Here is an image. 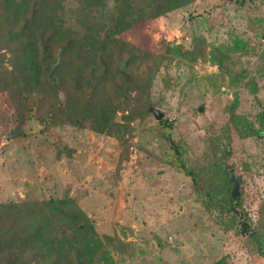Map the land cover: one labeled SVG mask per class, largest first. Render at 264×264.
Returning a JSON list of instances; mask_svg holds the SVG:
<instances>
[{"label": "rangeland", "instance_id": "374dc122", "mask_svg": "<svg viewBox=\"0 0 264 264\" xmlns=\"http://www.w3.org/2000/svg\"><path fill=\"white\" fill-rule=\"evenodd\" d=\"M234 1H197L205 24L196 28L206 36V58L191 66L175 60L161 70L153 88L159 103L153 107L163 114L130 123L129 158L122 156L118 139L89 127L43 126L34 117L22 124L15 120L23 115L20 104L0 98V202L75 197L117 264H264L252 236L225 233L203 209L190 174L180 166L184 161L194 168L212 158L226 104L248 77L264 72V0H246L243 7ZM65 2L70 8L78 5V0ZM192 18L189 10L177 9L119 37L132 43L133 51L160 53L165 42L190 47ZM212 44L228 46L234 53L228 67L246 77L231 81L233 76L220 75L209 57ZM166 76L172 80L169 87L162 81ZM257 90L242 88L241 93L257 95L264 104V91ZM239 147L232 158L241 173L247 163L252 169L261 165L264 138L248 137ZM260 171L264 177V168ZM253 176L245 185L247 223L264 239L261 177L254 181Z\"/></svg>", "mask_w": 264, "mask_h": 264}, {"label": "trees", "instance_id": "16d2710c", "mask_svg": "<svg viewBox=\"0 0 264 264\" xmlns=\"http://www.w3.org/2000/svg\"><path fill=\"white\" fill-rule=\"evenodd\" d=\"M65 1L0 0V98L20 104L23 115L16 114L15 120L22 124L26 117H34L43 126L89 127L118 139L122 156L129 158L126 134L132 136L134 130L130 123L145 122L153 114L150 107L159 103L153 99V88L161 70L175 60L191 66L206 58L207 39L196 28L205 24L200 19L203 13L196 12L198 0H78L74 8ZM245 1H237L238 7ZM177 9L189 10L196 20L190 47L165 42L160 53L133 51L132 43L120 39L121 32ZM70 16H76L75 20ZM209 54L220 75L233 76L231 81L246 77L228 67L227 60L234 56L228 46L212 44ZM166 77L162 81L169 87L172 80ZM248 87L264 91V72L248 77L226 104L227 117L215 136L212 158L194 168L184 161L180 166L190 174L197 200L221 229L252 236L264 257L260 229H251L247 223L245 192L252 175L254 181L261 177L264 202L260 171L264 156L253 169L247 163L244 173L232 158L239 155L241 140L264 138V104L257 95H242V88ZM125 245L128 248L131 243ZM0 264L117 262L91 217L75 197L66 195L0 202Z\"/></svg>", "mask_w": 264, "mask_h": 264}, {"label": "water", "instance_id": "95a60500", "mask_svg": "<svg viewBox=\"0 0 264 264\" xmlns=\"http://www.w3.org/2000/svg\"><path fill=\"white\" fill-rule=\"evenodd\" d=\"M201 108H200V110H201ZM150 109H151V111H153V113L156 115L157 118H160L162 116V114H163L161 110H159V109H157V108H155L153 106L150 107ZM119 119H120V115L117 116V120L118 121H119ZM235 193H238V188H236Z\"/></svg>", "mask_w": 264, "mask_h": 264}]
</instances>
